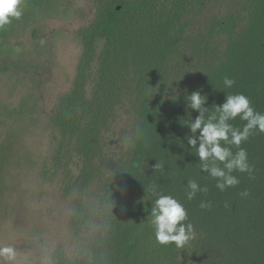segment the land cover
<instances>
[{
	"label": "trees",
	"instance_id": "obj_1",
	"mask_svg": "<svg viewBox=\"0 0 264 264\" xmlns=\"http://www.w3.org/2000/svg\"><path fill=\"white\" fill-rule=\"evenodd\" d=\"M211 2L93 0L94 17L78 33L82 54L72 90L60 98L51 124L61 150L71 147L79 158L87 183L126 98L134 100L136 126L117 185L101 199L100 237L88 257H60L58 264H183L174 244L156 240L151 215L158 195L186 208L200 235L196 264H264V133L253 132L240 146L253 174L234 172L239 185L220 191L187 144L185 125L186 96L196 90L208 97L210 111L227 94H244L264 113V0H225L227 11L209 18ZM226 76L233 87H224ZM197 115L192 111L190 118ZM232 123L242 128L245 122ZM190 179L208 192L189 200ZM244 190L246 198L239 195ZM202 200L211 208L201 209Z\"/></svg>",
	"mask_w": 264,
	"mask_h": 264
},
{
	"label": "rangeland",
	"instance_id": "obj_2",
	"mask_svg": "<svg viewBox=\"0 0 264 264\" xmlns=\"http://www.w3.org/2000/svg\"><path fill=\"white\" fill-rule=\"evenodd\" d=\"M22 3V18L0 28V246L15 247V264L81 260L102 233V196L116 187L133 148L134 100L124 99L104 135L96 175L83 182L81 162L71 147L61 150L51 118L72 90L82 54L78 33L94 17L93 0ZM226 7L212 0L206 16ZM199 236L177 248L181 263L196 264Z\"/></svg>",
	"mask_w": 264,
	"mask_h": 264
},
{
	"label": "clouds",
	"instance_id": "obj_3",
	"mask_svg": "<svg viewBox=\"0 0 264 264\" xmlns=\"http://www.w3.org/2000/svg\"><path fill=\"white\" fill-rule=\"evenodd\" d=\"M23 13L22 0H0V28L9 25L13 19H21ZM234 84L233 79L224 77L225 88H231ZM207 102L208 97L202 95L200 90L186 96L185 110L190 113L185 123L190 129V134L186 135L187 144L199 157L201 170L216 181L217 189L225 191L240 183L234 172L253 174L247 150L240 146L253 132L264 133V113L256 111L244 94H227L224 103L213 104L211 111L210 107H206ZM192 111L198 113L195 119L190 118ZM237 117L245 122L242 128L232 123ZM233 146L237 151L233 152ZM154 168L161 170L163 163L158 162ZM187 188L190 189L187 194L189 200L194 199L198 192H208L207 187L200 188L194 179L188 181ZM152 191L156 193L155 187ZM239 195L246 198L249 193L244 190ZM199 206L209 209L212 203L202 200ZM151 224L161 245L174 244L177 248H184L195 236L186 208L171 195H158L152 208ZM16 258L13 245L0 246V264H15Z\"/></svg>",
	"mask_w": 264,
	"mask_h": 264
},
{
	"label": "water",
	"instance_id": "obj_4",
	"mask_svg": "<svg viewBox=\"0 0 264 264\" xmlns=\"http://www.w3.org/2000/svg\"><path fill=\"white\" fill-rule=\"evenodd\" d=\"M118 9H120V7H118Z\"/></svg>",
	"mask_w": 264,
	"mask_h": 264
}]
</instances>
